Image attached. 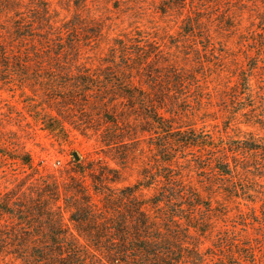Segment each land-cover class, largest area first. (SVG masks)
Returning <instances> with one entry per match:
<instances>
[{
  "label": "rangeland",
  "instance_id": "1",
  "mask_svg": "<svg viewBox=\"0 0 264 264\" xmlns=\"http://www.w3.org/2000/svg\"><path fill=\"white\" fill-rule=\"evenodd\" d=\"M45 6L57 23L77 17L80 26L71 38L81 45L82 65L97 67L122 43L129 50L148 49L157 53L160 65L188 73L184 88L175 93L181 107L175 110L177 122L224 141L251 139L264 145V0H0V28ZM242 74L251 75V94H244ZM32 101L34 108L28 107ZM45 107L39 92L0 80V151L11 157L26 153L34 167L0 160V167L6 165L0 168L1 193L14 189L31 196L42 187L57 189L52 191L58 196L53 209L68 227L71 203L100 208L102 195L94 188L119 194L116 190L121 188L134 189L144 168L154 174L153 138L145 135L126 142L125 159L118 160L115 157L121 156L102 147L95 135L83 136L68 123L63 138L44 130L33 120L37 114L28 110L43 113ZM90 109L80 113L74 109L69 115L79 123L76 117L92 115ZM189 153L181 155L175 166H164L163 173L181 176L185 189L202 192L201 207L179 214L191 215L188 224H197L198 232L189 228L190 237L204 254L205 264H264V154L244 160L250 167L237 184L241 183L237 197L223 200L220 186H214L219 183L211 176L214 172L196 168L206 155L197 160L198 153ZM111 169L118 170L120 182L110 183ZM102 172L105 176L99 183L96 179ZM153 191L154 187L138 192L136 201H148ZM50 196L45 192L46 199ZM236 243L250 262L237 255Z\"/></svg>",
  "mask_w": 264,
  "mask_h": 264
},
{
  "label": "trees",
  "instance_id": "2",
  "mask_svg": "<svg viewBox=\"0 0 264 264\" xmlns=\"http://www.w3.org/2000/svg\"><path fill=\"white\" fill-rule=\"evenodd\" d=\"M33 11L0 28V80L39 92L47 111H28L36 113L33 120L58 138L66 136L68 123L83 136L95 135L102 147L121 156L115 157L118 160L125 159L126 142H137L145 135L153 138L156 167L153 175L144 168L134 189L121 188L116 194L94 188L95 194L102 195L98 209L71 203L68 227L53 209L58 196L52 191L57 189L42 187L31 196L14 189L0 192V264H205L204 254L190 237L189 228L198 232L197 224H188L191 215L179 214L201 207L202 192L185 189L182 177L165 175L163 167L175 166L190 151L198 153L197 160L206 155L207 160L196 163V168L214 172L212 178H219L214 186H220L225 200L223 196L237 197L241 183L237 184L250 167L246 161L264 154V145L251 139L224 141L177 122L175 110L181 107L175 93L184 88L188 73L160 65L157 53L143 47L129 50L122 43L111 59L92 69L81 64V45L71 38L80 26L77 17L57 23L46 6ZM249 76L240 75L244 94H251ZM28 107L34 108L33 101ZM86 108L92 115L77 116L79 123L72 120L69 114L74 109L80 113ZM0 160L34 168L26 153L11 157L0 151ZM110 172L114 174L110 183L120 182L118 170ZM104 176L102 172L96 181L100 183ZM208 184L213 185L211 180ZM152 187L148 201H136L138 192ZM45 192L51 194L48 199ZM186 200L193 204L187 206ZM236 245L240 255L242 245Z\"/></svg>",
  "mask_w": 264,
  "mask_h": 264
},
{
  "label": "water",
  "instance_id": "3",
  "mask_svg": "<svg viewBox=\"0 0 264 264\" xmlns=\"http://www.w3.org/2000/svg\"><path fill=\"white\" fill-rule=\"evenodd\" d=\"M75 157H76V155H75Z\"/></svg>",
  "mask_w": 264,
  "mask_h": 264
}]
</instances>
